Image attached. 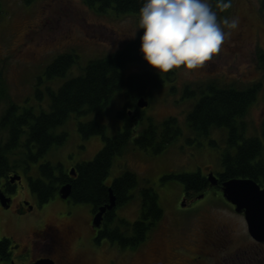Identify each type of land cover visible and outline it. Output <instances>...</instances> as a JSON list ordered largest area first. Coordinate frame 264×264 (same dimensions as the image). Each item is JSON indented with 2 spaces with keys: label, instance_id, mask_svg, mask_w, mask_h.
<instances>
[{
  "label": "rangeland",
  "instance_id": "rangeland-1",
  "mask_svg": "<svg viewBox=\"0 0 264 264\" xmlns=\"http://www.w3.org/2000/svg\"><path fill=\"white\" fill-rule=\"evenodd\" d=\"M217 13L218 17L238 18L239 22L234 29L225 27L227 35L220 51L199 68H174L160 73L151 65L135 61L123 69L125 73L158 72L163 84L151 90L149 104L142 108L143 119L135 126L124 154L114 158L106 178L109 184L124 170H130L139 180L138 187L131 190V199L115 208L112 227L119 226L123 230V221L132 223L139 218L142 187L149 186L157 192L164 214L147 240L136 249H121L105 238L98 251L89 258L91 264H110L111 259H115L116 264H155L156 260L163 262L166 256L171 262H178L198 252L196 246L200 245L198 239L205 236L204 228L212 230L221 239L219 248L214 250L216 257L222 259L225 254H230L236 257V263L232 264H240L239 259L246 257L252 259L249 264H264V242L251 237L244 215L236 213L219 192L206 193L199 201L195 200L202 193L188 197L186 206L182 208L179 204L184 195L183 183L166 177L197 171L202 174L223 171L222 154L228 149V129L212 128L206 135L198 134L186 120L201 93L210 85L243 89L260 84L262 88L257 100L249 107L243 120L246 123L245 137L262 138L264 61H261V56L264 54H260L264 53V11L260 0H232L228 9H217ZM137 16L138 13L118 15L112 8L99 11L83 0H34L29 4L25 0H0V118L11 102L16 103L20 110L31 108L35 114L48 111L49 88L57 91L66 80L82 74L89 61L109 56L140 37ZM64 53L77 55L75 64L66 75L50 80L45 75L48 64ZM37 89L42 92L41 98L36 97ZM186 90L193 95L187 97ZM125 103L123 89L114 94L100 114L71 115L55 131L68 134L65 142L53 145L37 161L27 156L25 136L22 138V146L8 155L11 169L3 180L10 182V176L16 174L21 179L13 182L18 181L12 196L13 206L6 208L0 203V237H10L17 244L30 247L31 239L37 238L33 234L44 222L55 220L63 201L54 197L40 204L29 187L28 178L40 177L39 165L44 162L53 166L60 164L64 172L78 163L93 160L104 140L100 135L83 138L78 131V123L96 118L106 126L107 135L113 136L124 130V121L118 112L123 110ZM170 118L177 119L181 133L161 153L155 154L151 149L144 150L133 144L135 137L151 124L159 132ZM0 139L4 143L8 140L7 131L0 129ZM32 149L36 151V148ZM261 159L264 160V150ZM63 174L66 177L67 174ZM20 200L28 201L32 208L17 211L15 205ZM77 206L85 212L92 207L89 203ZM175 247L181 248L183 258L172 254ZM32 250L35 256L39 254ZM31 253L28 251V255ZM212 260L205 257L204 263L211 264ZM7 262L0 261V264Z\"/></svg>",
  "mask_w": 264,
  "mask_h": 264
},
{
  "label": "trees",
  "instance_id": "trees-1",
  "mask_svg": "<svg viewBox=\"0 0 264 264\" xmlns=\"http://www.w3.org/2000/svg\"><path fill=\"white\" fill-rule=\"evenodd\" d=\"M34 0H25L26 4ZM99 11L112 8L119 14L138 13L142 0H83ZM264 11V0H260ZM143 29H141V34ZM140 37L104 58L91 60L82 74L66 80L57 91L49 88L50 104L48 111L35 114L31 108L20 107L10 103L0 118V129L7 131L8 140L0 139V185L11 169L9 153L22 146L25 136L27 156L37 161L53 145H61L67 139V133L57 134L56 128L63 125L71 115L82 116L94 112L100 114L110 104L117 91L124 89L126 103L118 116L124 121V130L113 136L107 135L106 126L97 122L96 118L78 123V131L83 138L100 135L104 145L93 160L83 161L75 166V176L67 178L61 165L53 166L50 162L39 165L40 177L28 178L31 191L37 195L40 204H44L56 196L58 185L69 182L72 185L71 199L75 203H89L94 210L109 201L111 187L117 199V206L131 199V190L139 184L137 175L130 170H124L111 183L106 178L112 167L114 158L123 155L129 145L133 130L143 119L142 108L137 101L144 97L149 104L151 90L163 84V78L158 72L144 70L125 73L123 69L130 62L140 61L149 65L139 51ZM264 53H261L263 55ZM77 55L64 53L58 55L48 64L45 75L55 79L66 75ZM264 61V56H261ZM264 68V66H263ZM260 84L238 89L233 86L218 87L210 85L201 93L192 109L187 114L188 125L198 134H208L212 128H227L228 149L222 154L223 171L217 173L221 181L230 178L249 177L263 185L264 160L261 154L264 150V117L261 123L262 138L258 136L245 137L246 123L243 120L249 107L257 100L261 90ZM193 94L186 90V96ZM42 92L37 89L36 97L41 98ZM184 96V97H186ZM133 114L129 115L128 110ZM181 133L176 118L164 122L162 130L157 131L151 124L137 136L133 144L144 150H152L158 154ZM32 148H36L35 152ZM235 148V152L231 151ZM56 170L59 171L56 174ZM183 183L184 195L191 197L206 192L209 182L201 171L180 173L166 176ZM141 213L138 219L130 223L123 221L121 227H112L116 217L114 210L105 215L104 227L99 238H107L121 249H136L149 237L150 232L163 217L164 211L159 204L157 192L149 186L140 189ZM17 243L10 237H0V261L7 260L13 246Z\"/></svg>",
  "mask_w": 264,
  "mask_h": 264
},
{
  "label": "clouds",
  "instance_id": "clouds-1",
  "mask_svg": "<svg viewBox=\"0 0 264 264\" xmlns=\"http://www.w3.org/2000/svg\"><path fill=\"white\" fill-rule=\"evenodd\" d=\"M232 0H142L138 9L139 51L160 73L174 68L191 70L220 51L225 27L234 29L238 18L218 17ZM222 25L224 27H222Z\"/></svg>",
  "mask_w": 264,
  "mask_h": 264
},
{
  "label": "flooded vegetation",
  "instance_id": "flooded-vegetation-1",
  "mask_svg": "<svg viewBox=\"0 0 264 264\" xmlns=\"http://www.w3.org/2000/svg\"><path fill=\"white\" fill-rule=\"evenodd\" d=\"M239 35L241 36L242 33H240ZM73 168L74 173L70 172L71 169L67 171L64 170L65 174H67V178L75 176V166ZM215 174L217 175V173ZM17 182L11 183L3 180L2 184L0 185V190L3 191L6 197L11 199L9 207H12L14 204V198L12 196L14 191L16 190ZM221 183L222 181L219 177V184L216 186L217 188H210L205 192V194L211 191L220 193ZM55 197H58L61 202L63 201L62 204L64 206H62L58 211L55 220L53 222H44L41 225L38 231L33 234V237L37 238L31 239L30 247H23L21 244L13 246L11 254L7 259V264H32L39 258H50L53 264H91L89 258L98 251V246L105 239L99 238L100 232L104 227V221L99 229L94 228L92 225V219L97 210H94L91 207L90 211L85 212L84 209H82L80 206H77L79 203H75L71 199V196H69L67 199H61L58 196V191ZM26 203L28 204V201L26 200L18 201V203L15 205L16 210L19 212H24L27 210V208L31 209L32 206H30L29 204L26 206ZM203 233L205 236L201 239H198L200 244L198 248L195 245L196 249H199L197 253H192V255H189V257L184 258V260H180L178 262H171L168 256H166L163 262L160 263L156 260L155 264H205V257H207L208 259L213 258V262L211 264H225V262L229 264H232L233 262L236 263V257L231 256L230 254H225V258L223 256L222 259L216 257L214 255V250L219 248L220 243H222L221 239L210 229L207 230L204 228ZM32 249L38 251L39 254L35 256ZM30 250L32 253L28 255V251ZM157 251L158 249L155 250L156 255ZM208 253H211V255ZM172 254L183 258L181 257L183 256V253L181 252L180 247L173 248ZM227 256L229 258H226ZM251 260L246 257V259H239V262L240 264H249ZM110 264H116V260L111 259ZM142 264L150 263L143 262Z\"/></svg>",
  "mask_w": 264,
  "mask_h": 264
},
{
  "label": "water",
  "instance_id": "water-1",
  "mask_svg": "<svg viewBox=\"0 0 264 264\" xmlns=\"http://www.w3.org/2000/svg\"><path fill=\"white\" fill-rule=\"evenodd\" d=\"M137 106L139 108H144L148 106V101L144 97H141L137 101ZM128 114L132 115L133 110L129 109ZM70 172L74 173V168H71ZM206 177L210 188H214L219 184V177L213 171H210ZM20 178L21 177L17 174L10 176V182L13 183L16 180H20ZM220 185V194L226 203L229 204L236 213L244 215L247 229L251 237L258 242H264V185H261L256 180L249 177L230 178L222 181ZM71 191V183H65L60 186L58 196L61 199H67L71 195ZM204 195L205 193H202L195 201H199ZM186 198L188 197L183 195L179 204L180 207L184 208L186 206ZM10 202L11 199L6 197L3 191L0 190V203L8 208ZM116 207L117 199L110 187L109 201L98 207L92 219L93 227L99 229L102 226L105 215ZM32 264H53V262L50 258H39Z\"/></svg>",
  "mask_w": 264,
  "mask_h": 264
}]
</instances>
